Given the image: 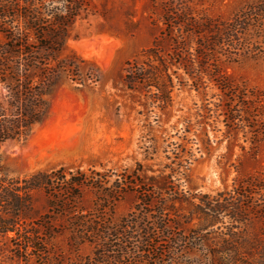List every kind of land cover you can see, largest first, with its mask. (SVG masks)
<instances>
[{
	"label": "trees",
	"instance_id": "16d2710c",
	"mask_svg": "<svg viewBox=\"0 0 264 264\" xmlns=\"http://www.w3.org/2000/svg\"><path fill=\"white\" fill-rule=\"evenodd\" d=\"M87 8L85 0H0V85L6 93V101H0V147L30 136L44 119L47 96L63 75L78 86L100 82L92 62L65 53L69 32ZM163 24L162 37L142 51L140 61L126 63L121 78L125 90L167 103L172 76L184 85L177 74L182 70L193 86L204 85L207 77L221 92L244 96V87L222 73L221 57L264 64V0L247 2L227 19L197 20L171 12ZM180 187L171 175L148 176L140 166L118 175L61 167L20 178L5 174L0 164V238L24 264H164L156 252L164 234L179 246L176 250L187 244L194 255L188 264H264V225L258 233L246 228L251 218L264 219V174L238 180L231 192L202 197V206L194 207L192 215L199 226L189 235L178 219H169L162 202L163 195L179 201ZM85 189L95 195L92 211L79 205ZM128 191L148 210L157 197L151 228L128 217L112 219V205ZM37 195L44 211L37 208ZM222 218L230 220L224 227L227 233L198 255V231H208ZM64 232L70 249L87 244L90 254L66 258L59 253L55 240ZM165 264L176 263L169 257Z\"/></svg>",
	"mask_w": 264,
	"mask_h": 264
},
{
	"label": "rangeland",
	"instance_id": "374dc122",
	"mask_svg": "<svg viewBox=\"0 0 264 264\" xmlns=\"http://www.w3.org/2000/svg\"><path fill=\"white\" fill-rule=\"evenodd\" d=\"M85 1L87 12L72 26L65 53L92 62L100 82L78 86L63 75L47 96L44 119L30 136L1 145L0 164L5 174L20 178L61 167L118 175L140 166L148 176L171 175L181 184L179 201L163 195L165 213L172 221L178 219L189 235L199 226L192 215L194 207L202 206V197L231 192L238 180L264 174V64L244 59L227 62L221 57L222 73L244 87V96L221 92L207 77L204 85L193 86L179 70L184 85L173 75L170 101L164 104L142 91L125 90L121 78L126 63L140 61L142 51L162 37L167 14L227 19L251 0ZM5 95L0 85V101H6ZM38 198L37 208L44 211L39 205L43 200ZM94 201V192L85 189L79 205L92 211ZM153 203L148 210L136 193L128 191L112 205L111 217L115 221L128 217L151 228L157 216V197ZM263 225L264 219L251 218L246 228L258 233ZM225 226H230L228 218L208 231H198V255L199 250L205 254L214 247L219 235L227 233ZM162 237L156 252L164 264L169 257L176 264L193 259L187 244L176 250L179 246L173 239ZM55 243L66 258L86 256L92 250L87 244L77 251L70 249L67 232ZM9 246L0 238V264H24Z\"/></svg>",
	"mask_w": 264,
	"mask_h": 264
}]
</instances>
